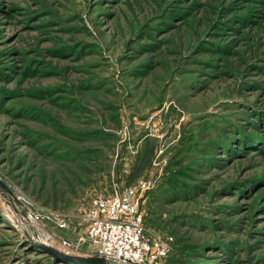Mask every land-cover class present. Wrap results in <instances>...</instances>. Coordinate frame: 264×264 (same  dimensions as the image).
I'll return each instance as SVG.
<instances>
[{
  "label": "rangeland",
  "instance_id": "374dc122",
  "mask_svg": "<svg viewBox=\"0 0 264 264\" xmlns=\"http://www.w3.org/2000/svg\"><path fill=\"white\" fill-rule=\"evenodd\" d=\"M146 140L168 264H264V0H0V264H84Z\"/></svg>",
  "mask_w": 264,
  "mask_h": 264
},
{
  "label": "built area",
  "instance_id": "2783aa9c",
  "mask_svg": "<svg viewBox=\"0 0 264 264\" xmlns=\"http://www.w3.org/2000/svg\"><path fill=\"white\" fill-rule=\"evenodd\" d=\"M149 187L148 182L138 180L90 200L84 214L87 228L81 236L92 246L89 255L104 258L108 264H168L172 237L152 234L143 225L142 202ZM24 217L31 225L39 222L31 211ZM62 244L71 247L67 240Z\"/></svg>",
  "mask_w": 264,
  "mask_h": 264
},
{
  "label": "trees",
  "instance_id": "16d2710c",
  "mask_svg": "<svg viewBox=\"0 0 264 264\" xmlns=\"http://www.w3.org/2000/svg\"><path fill=\"white\" fill-rule=\"evenodd\" d=\"M154 148H155L154 140H146V142L144 143V146H143V148H142V150L138 156L137 162L132 169L130 177H128L126 180L127 185H130L137 177L141 176L146 171V169L149 167V165L151 163L152 156L154 154ZM99 159H100V154L98 153V151H96L93 158H88L87 160H90V162L93 161L94 163L97 162V164H98ZM102 160H103V163H105V161L108 160V158L105 156L102 158ZM103 163L101 166H99L97 168L96 173H102V172L108 171L110 169L109 165H107V164L105 165ZM86 167L87 166H81V168L83 169V172L84 173H86V172L90 173V169H88ZM72 180L75 181L77 179H72ZM70 183H72V182H70ZM72 188H73L72 185L69 187L65 186L66 191H63V192H67ZM63 192H60L59 194L49 193V195H59V196H51V198L47 197L49 199H45L43 201L44 204L53 206L54 209H57L61 203V200H59L58 197L62 198L65 195ZM76 196H77V194H74L72 191H70L69 197L66 198L65 201L66 202H69L70 200L72 201V199H74V197H76ZM103 196H106V195H103ZM62 202H64V201H62ZM143 225H144V221H143ZM145 228H146V226H145ZM183 245L187 248L188 251L191 252V255L192 254L196 255V251H195L196 244L195 243L187 242L186 244H183Z\"/></svg>",
  "mask_w": 264,
  "mask_h": 264
},
{
  "label": "water",
  "instance_id": "95a60500",
  "mask_svg": "<svg viewBox=\"0 0 264 264\" xmlns=\"http://www.w3.org/2000/svg\"><path fill=\"white\" fill-rule=\"evenodd\" d=\"M0 190H7L5 186L0 181ZM77 259L84 264H108V262L98 256H77Z\"/></svg>",
  "mask_w": 264,
  "mask_h": 264
}]
</instances>
